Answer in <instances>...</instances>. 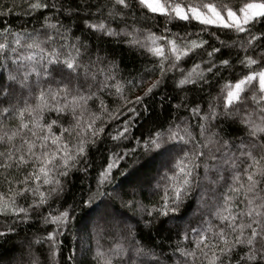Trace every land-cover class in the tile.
Returning a JSON list of instances; mask_svg holds the SVG:
<instances>
[{"label":"snow or ice","instance_id":"obj_1","mask_svg":"<svg viewBox=\"0 0 264 264\" xmlns=\"http://www.w3.org/2000/svg\"><path fill=\"white\" fill-rule=\"evenodd\" d=\"M24 2L26 14L40 10L49 14L41 13L40 28L31 31L0 26V219L5 221L0 239L18 236L23 230L20 225L37 218L44 229L20 245L26 244L27 264H60L62 238L72 231L76 209H53L50 201L67 190L73 172L87 175L89 151L105 133V124L128 112L132 115L114 133H107L115 150L110 151L95 186L88 187L77 205L87 206L92 213L89 222L95 226V245L79 253L70 249L63 264H161L150 241L137 240L126 212L139 211L151 232L157 222L163 226L182 220L178 213L189 198L199 218L195 227L175 225L181 243L172 249L173 264H264V47L256 58L249 54L264 42V30L257 28L264 25V0H240L235 5L230 0H107L95 5V12L87 4L67 7L62 0ZM15 7V3H0V16L10 15ZM82 11L90 16L83 23L91 32L123 37L121 43L155 58L146 72L156 73V79L142 95L129 99L125 94L126 88L147 81L143 77L124 80L114 59L104 63L107 57L97 54L83 62L87 41L72 37L70 26L59 19L61 14ZM138 12L159 14L168 22L197 21L202 32L214 25V43L198 33L173 34L167 26L160 35L139 28ZM113 23L123 27H112ZM217 31L227 39L217 36ZM193 35L196 38L190 39ZM233 49L244 52L237 55L236 63L247 71L234 81L224 80L217 95L209 94L206 108L181 103L176 108H186L189 117L156 119L147 134H133L134 118L142 115L136 105L151 116L145 98L163 86L169 73H180L174 79L180 91L188 85L203 90L198 86L208 85L210 75L234 67ZM201 55L206 59H194L187 69L181 66L185 58ZM104 95L113 97L111 109ZM89 101L97 104L96 111L89 108ZM51 113L55 119L46 118ZM218 118L229 121L241 134L221 135L224 130H216ZM190 119L198 123L192 125ZM116 175L128 180V187L108 191ZM146 189L152 196L159 195V200L145 204L137 199ZM117 218L126 232L105 248L100 243L104 232L100 222ZM87 228L85 224L81 230ZM0 264L25 262L0 253Z\"/></svg>","mask_w":264,"mask_h":264},{"label":"trees","instance_id":"obj_2","mask_svg":"<svg viewBox=\"0 0 264 264\" xmlns=\"http://www.w3.org/2000/svg\"><path fill=\"white\" fill-rule=\"evenodd\" d=\"M62 2L70 8H75L79 4H87L91 6V12H95V5L107 3V0H62ZM229 2V0H225ZM231 4L235 5L240 2V0H230ZM0 3L7 4H16V7L10 15L0 16V26H8L12 28L24 27L31 31L33 28H40L42 23V15H48L47 10L37 11L35 14L29 15L27 13V4L24 0H0ZM90 16L87 12H81L79 15H65L61 14L59 19L63 21L65 25H69L71 28V36L81 38V41H87L88 49L87 53L83 57V62L88 63L89 59H95V56L99 54L100 56L107 57V60L104 63H107L108 60H115L119 65V75L124 80H133L140 79L143 77L147 82L142 86L136 87L134 89H125V94L131 99L136 95H142L145 88L153 80L156 79L157 74H149L146 72V69H150L151 66L155 63V58L151 57L145 53L142 49L130 48L128 45L121 43L123 37L119 39H114L111 37H104L102 34L93 33L88 30L83 21L89 19ZM98 18V17H97ZM137 27L139 28H148L152 32H155L157 35H160L165 26L170 29L171 33L184 35L185 33H198L203 39L207 40L209 44L214 43L212 36L213 31H215L216 26H208L206 31H200V24L197 21H192L191 23L181 21V20H172L170 22L166 21L163 16L159 14L148 16L147 14L141 15L137 13ZM132 21L129 20V23ZM112 27H123L122 24L113 23ZM257 28L264 30V25H257ZM167 35V33H165ZM217 36H220L221 39H227L226 35L223 32H216ZM190 39H195L193 35L189 37ZM256 42H254L255 44ZM218 46V44H217ZM207 47V45L205 46ZM261 47H264V42L260 43V46L255 48L253 51H250L249 54L253 55L256 58V52L260 50ZM199 51V50H198ZM237 55L243 56L244 52L239 49L232 50L231 62L234 67L229 71H221L219 76H209V84L198 86L202 87L203 90L194 89L191 85L185 87V90L180 91L174 79L180 75V73H169L165 78L163 86L159 89L154 90V94L145 98V104H147L151 110L152 115L149 116L148 112H145L140 105H136L137 111L141 112L142 115L138 118H134V127L132 132L135 136H140L141 132L147 134V131L152 127V121L159 119L163 121L165 119L176 118L179 121L180 117H189V112L186 108L181 107L176 108V105L181 103L187 105L189 108L192 106L193 102L200 103L202 108L207 107V100L209 94L217 95L219 92L220 84L226 80L231 79L235 80L240 75L244 74L247 70L244 69L241 65L236 63ZM191 57V54H190ZM227 58V54H225ZM195 60L206 59V56H197L195 58H185L182 62V67L187 69L191 67L192 63ZM255 67V66H253ZM103 99L105 100L108 107L111 109L113 107V97L104 95ZM249 107L251 108V103L249 102ZM89 108L92 111L97 110V104L93 101H89ZM123 111V110H122ZM131 113L124 112L118 117V119L109 121L105 124V133L101 134V139L97 143L95 148H91L88 154L87 165L88 172L87 175L80 172H73L67 181V190L62 194L59 199L53 197V200L50 201L53 209L61 208L68 206L75 207V219L73 221L72 231L66 233L63 237V252L59 257L60 264H63V257L69 255L70 249H75L77 253L81 248L94 247L96 232L94 231V225L89 222L92 213L88 211L87 206L80 205L81 199L85 197L86 191L89 186H95V180L98 173L106 166L109 158L110 151L115 150L113 148V141L107 136V133H114L117 130V127L122 124V122L128 117L131 116ZM55 119L56 114H46V118ZM148 117L146 120L145 118ZM66 123V121H63ZM189 123L195 125L198 123L196 119H190ZM219 127L216 129L224 131L221 135L225 133L232 134L235 133L240 135L241 133L237 132L236 128L233 127L229 121L221 120L218 118L216 122ZM55 130V129H54ZM193 132L198 136V129L193 127ZM131 179V178H130ZM123 185L125 188L128 187V180H123L119 175H116L115 182L113 185L108 187V191H112L113 187H119ZM0 190H3L0 188ZM137 199L142 200L145 204L155 203L159 200V195L152 196L151 190L146 189L143 193H140ZM127 199V198H126ZM119 201H117V205ZM195 204L193 198H189L184 206L181 209V212L178 215H182L183 219L170 222L166 225L161 226L159 222L156 223V226L152 228L151 232L147 227L144 226L143 221L141 220V214L139 211H127L126 217L128 218V224L133 225L134 230L137 233V240H140L142 243L145 241H150L149 247L153 248L154 252L160 254L161 264H173L172 249L178 244L181 243L179 236L177 234L178 229L175 225L180 224L183 227H195L196 221L199 218V214L194 212ZM146 214H145V217ZM141 220L139 226H136V221ZM5 221L0 219V229H2ZM85 224H88L86 231L81 229ZM101 227H103V237L100 239V243L105 247H110L112 243L118 241L126 232V225L121 223L119 218L115 221L105 224L103 221L100 222ZM45 225L39 222L37 218L31 220L28 224H22L19 226V235L10 234L9 237L0 239V253H4L5 256L12 255L18 259H21L27 264L28 256L26 254V244L24 248H21V242L26 241L28 237H31L34 233H40L44 229ZM168 228H172V231H168ZM37 254L39 250L37 249ZM44 257L41 256V260Z\"/></svg>","mask_w":264,"mask_h":264}]
</instances>
